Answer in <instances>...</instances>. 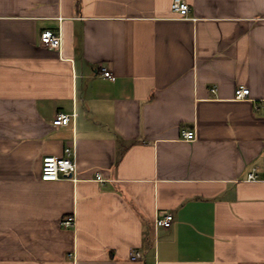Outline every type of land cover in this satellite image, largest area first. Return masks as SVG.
<instances>
[{"label": "crops", "instance_id": "obj_1", "mask_svg": "<svg viewBox=\"0 0 264 264\" xmlns=\"http://www.w3.org/2000/svg\"><path fill=\"white\" fill-rule=\"evenodd\" d=\"M186 1L0 0V264H264V0Z\"/></svg>", "mask_w": 264, "mask_h": 264}, {"label": "built area", "instance_id": "obj_2", "mask_svg": "<svg viewBox=\"0 0 264 264\" xmlns=\"http://www.w3.org/2000/svg\"><path fill=\"white\" fill-rule=\"evenodd\" d=\"M172 11L177 14L179 18L188 19L191 11L190 5L186 0H173ZM40 40L42 44L48 48L59 49L62 46L63 38L61 34H57L52 30H44L40 34ZM104 77L114 79V74L107 67L100 68ZM216 87L212 91H216ZM250 96V88L246 85H239L235 90L236 100H247ZM76 116V113L73 114ZM72 116L63 112L56 114L54 118V125L65 126L70 124ZM197 137L195 130L186 129L182 131V138L192 141ZM78 163L77 152L74 147L68 146L64 149L63 156H45L42 163L41 179L44 181H58L61 179H72L77 181ZM97 180L103 181V175L99 172L96 176ZM248 179L256 181L258 176L255 172L249 174ZM174 221V215L169 213L164 217H158L155 220L156 227L169 228ZM77 214L75 212L65 215L60 225L63 228H75L77 226ZM73 256L70 253V256ZM142 257L140 252H133L130 255L132 260H137Z\"/></svg>", "mask_w": 264, "mask_h": 264}]
</instances>
